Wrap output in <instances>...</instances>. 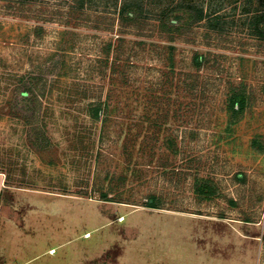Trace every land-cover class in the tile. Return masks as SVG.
Returning a JSON list of instances; mask_svg holds the SVG:
<instances>
[{
    "label": "rangeland",
    "instance_id": "1",
    "mask_svg": "<svg viewBox=\"0 0 264 264\" xmlns=\"http://www.w3.org/2000/svg\"><path fill=\"white\" fill-rule=\"evenodd\" d=\"M143 2L0 0V264L264 259V0ZM180 4L209 19L162 31Z\"/></svg>",
    "mask_w": 264,
    "mask_h": 264
},
{
    "label": "trees",
    "instance_id": "2",
    "mask_svg": "<svg viewBox=\"0 0 264 264\" xmlns=\"http://www.w3.org/2000/svg\"><path fill=\"white\" fill-rule=\"evenodd\" d=\"M143 1L144 0H122V3L118 8L120 22L122 24H130L146 18V12H148V9L145 7ZM80 2L83 3V0H80ZM181 10L185 11L190 16L191 22L196 23L209 19V15L205 12L204 8L190 4H180L161 12V16L159 17V26L162 31L169 32L171 35L181 33L183 26L180 23V20H178L181 18L179 14V11ZM173 14L175 18H178L176 23L169 19V16ZM209 22L210 25H213L212 27H216V24L213 23L212 20H209ZM250 26L252 30L255 31L257 36L264 38V10L253 14V16L250 18ZM26 91L29 95H23L22 102L26 105H30V103L35 99V94L32 92V89L29 86L27 87ZM246 98L245 91H233L227 107L231 113V117L236 118L243 111L246 105ZM90 112L92 117L97 119L102 113V108L93 107ZM201 179L202 178L195 179L196 192L199 193L201 197L210 199L214 195L215 189L207 179Z\"/></svg>",
    "mask_w": 264,
    "mask_h": 264
},
{
    "label": "crops",
    "instance_id": "3",
    "mask_svg": "<svg viewBox=\"0 0 264 264\" xmlns=\"http://www.w3.org/2000/svg\"><path fill=\"white\" fill-rule=\"evenodd\" d=\"M4 183H5V176L0 173V209H1V202H2V193H3V187H4ZM54 248H51L50 250H52ZM36 257L30 258L27 261L23 262V263H19V264H30L33 262V260ZM1 264H6V261L2 260ZM258 264H264V259H262Z\"/></svg>",
    "mask_w": 264,
    "mask_h": 264
}]
</instances>
